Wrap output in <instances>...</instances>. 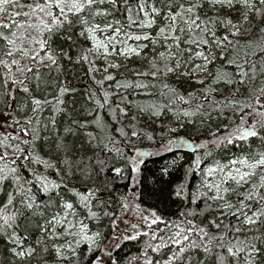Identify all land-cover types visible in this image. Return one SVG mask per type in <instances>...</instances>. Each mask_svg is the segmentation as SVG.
Here are the masks:
<instances>
[{"label":"snow or ice","instance_id":"obj_1","mask_svg":"<svg viewBox=\"0 0 264 264\" xmlns=\"http://www.w3.org/2000/svg\"><path fill=\"white\" fill-rule=\"evenodd\" d=\"M141 240L129 264H264V0H0V264Z\"/></svg>","mask_w":264,"mask_h":264},{"label":"trees","instance_id":"obj_2","mask_svg":"<svg viewBox=\"0 0 264 264\" xmlns=\"http://www.w3.org/2000/svg\"><path fill=\"white\" fill-rule=\"evenodd\" d=\"M254 40L259 41L260 40V34L257 32V34L255 35V37H253ZM74 83L76 84L77 87L83 89L84 87H86V83H81L79 81H74ZM130 99L132 97H129ZM140 99H154V97H139ZM158 98V97H155ZM84 103L83 99L81 97H77V107H79L80 104ZM101 115L104 117V119L106 120V122L108 123H112L111 117L108 116L106 114V112H102ZM116 127H118V125H115ZM179 135L181 137H185L187 135L185 130H181ZM118 136V134H117ZM138 147L145 149V150H151L154 146H152L150 144V142L145 141L143 144H139ZM126 152H128V149H125ZM174 153L179 156V155H183L186 153H190L192 151V149L190 147H188L186 144L184 147L178 148V149H174L173 150ZM235 151V149L233 150ZM129 154H132L131 152H129ZM173 158V153H165L164 155V159H160L158 157H152V158H148L145 157L146 161H147V165L146 167L149 169H156L158 168L162 163H164L165 160H171ZM219 158V157H217ZM181 164H184V160L180 161ZM186 166V165H185ZM126 191V189L123 187V185L119 186L118 192L115 193L114 195H118L119 192H124ZM172 210L175 211V206H172ZM124 214H127V212H124L122 209L117 208L116 209V216L120 217ZM105 225L108 224V221L105 220L104 221ZM104 231L106 233H110L112 231V229H109L107 227L104 228ZM111 242V236L109 235L108 238H106L105 240H103L100 243V248H98L95 252V256L100 257L102 253H104L105 251L107 252V254L109 253V249L106 247V245H109ZM121 246L120 248H113L111 249V254L113 256V258L115 259H119L120 260V264H129V262L131 261V258L134 256H138L140 254V250L143 247V241H121ZM0 249H2V245H0ZM4 259V254L2 251H0V260ZM133 264H135V262H133Z\"/></svg>","mask_w":264,"mask_h":264},{"label":"rangeland","instance_id":"obj_3","mask_svg":"<svg viewBox=\"0 0 264 264\" xmlns=\"http://www.w3.org/2000/svg\"><path fill=\"white\" fill-rule=\"evenodd\" d=\"M121 219L116 220V229L117 230H122L130 227V223H135L136 222V217L131 213L127 212V214H124L120 216ZM145 230V229H142ZM109 254V253H108ZM107 252L105 251L104 253L101 254L100 257H103L107 259L108 256Z\"/></svg>","mask_w":264,"mask_h":264}]
</instances>
